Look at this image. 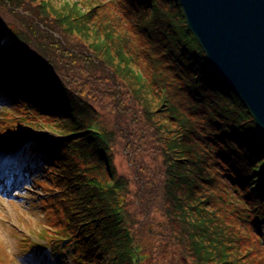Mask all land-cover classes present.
<instances>
[{"label": "trees", "instance_id": "obj_1", "mask_svg": "<svg viewBox=\"0 0 264 264\" xmlns=\"http://www.w3.org/2000/svg\"><path fill=\"white\" fill-rule=\"evenodd\" d=\"M5 30L0 137L58 135L26 172L71 264H264V134L176 0H0Z\"/></svg>", "mask_w": 264, "mask_h": 264}, {"label": "water", "instance_id": "obj_2", "mask_svg": "<svg viewBox=\"0 0 264 264\" xmlns=\"http://www.w3.org/2000/svg\"><path fill=\"white\" fill-rule=\"evenodd\" d=\"M205 57L264 134V0H176Z\"/></svg>", "mask_w": 264, "mask_h": 264}, {"label": "rangeland", "instance_id": "obj_3", "mask_svg": "<svg viewBox=\"0 0 264 264\" xmlns=\"http://www.w3.org/2000/svg\"><path fill=\"white\" fill-rule=\"evenodd\" d=\"M10 113H12L10 106L0 104L1 122L8 123L18 118ZM4 115L8 116L4 117ZM44 132L32 131L20 140L1 144L0 149L8 151L0 160V173L5 174L3 166L11 163L4 162L5 160H11L27 141L42 136ZM3 139L0 138V140ZM31 162L33 163V161ZM116 162L118 171L124 172L127 167L125 159L117 156ZM25 164L28 165L30 162L26 161ZM33 165L40 166L41 164L38 161ZM38 175L41 177L39 171L35 177ZM0 178L2 177L0 176ZM42 196L40 186L36 182L26 176L22 178L17 172L12 178L7 176V179H0V262L4 264H69L66 256L60 257V260L54 263L44 245L43 238L59 237V235L49 231V220L43 216L38 203ZM239 207L242 208V206ZM262 235L263 243L261 245L264 249V233ZM61 238L65 237H59V240ZM27 240H32L36 244L35 249L39 247L40 250L30 255V252L26 251L30 248Z\"/></svg>", "mask_w": 264, "mask_h": 264}, {"label": "bare ground", "instance_id": "obj_4", "mask_svg": "<svg viewBox=\"0 0 264 264\" xmlns=\"http://www.w3.org/2000/svg\"><path fill=\"white\" fill-rule=\"evenodd\" d=\"M6 151H8V150H2V149H0V160L7 154ZM42 153H44V152L41 151L40 154H42ZM9 161H10V159H7L4 162H9Z\"/></svg>", "mask_w": 264, "mask_h": 264}]
</instances>
